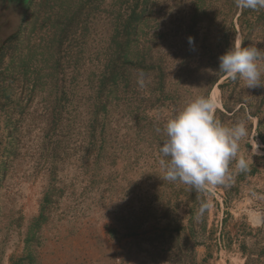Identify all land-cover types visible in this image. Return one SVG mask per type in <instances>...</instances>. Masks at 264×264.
Instances as JSON below:
<instances>
[{
  "label": "trees",
  "instance_id": "16d2710c",
  "mask_svg": "<svg viewBox=\"0 0 264 264\" xmlns=\"http://www.w3.org/2000/svg\"><path fill=\"white\" fill-rule=\"evenodd\" d=\"M158 1L109 0L107 5V0H31L24 19V26L31 24V28H22L1 50L0 179L19 155L22 122L34 118L30 107L37 103L40 106L33 111L47 117L41 159L42 165H48L52 185L26 237L28 250L13 264H37L30 243L48 220L54 196L64 192L56 181L60 161L79 154L84 175L92 174L93 185L109 182V169L123 152L113 150V144H122L130 136L135 144L145 139L162 142L163 131L156 129L162 130L193 99L210 98L215 84L223 94L225 110L217 108L214 118L224 126L242 122L247 127L246 110L259 109L262 86L247 88L230 76L218 83L226 75L218 70V58L238 42L239 34L242 47L264 52V9H239L235 0H168V5L174 2L169 7L180 11H168L172 21L167 25L166 13L157 12ZM186 5L188 10L179 16ZM101 18L106 28L99 33L93 23L99 24ZM190 36L197 46L189 44ZM258 64L264 73L261 58ZM141 72L144 87L137 83ZM247 92H252L250 97ZM246 145L250 147L249 142ZM141 154L142 150L136 156ZM255 172L256 168L251 170ZM245 173L240 171V178ZM226 191L222 203L227 206ZM179 193L193 203L191 216L212 194L182 183L173 194ZM165 216L163 238L178 233L180 243L182 237L190 240L195 235L196 217L190 216L184 227L177 214L167 211ZM108 232L116 239L135 233L120 234L117 227ZM221 241L220 249H226ZM259 256L262 264L264 247Z\"/></svg>",
  "mask_w": 264,
  "mask_h": 264
},
{
  "label": "rangeland",
  "instance_id": "374dc122",
  "mask_svg": "<svg viewBox=\"0 0 264 264\" xmlns=\"http://www.w3.org/2000/svg\"><path fill=\"white\" fill-rule=\"evenodd\" d=\"M7 1L0 0V14L6 13ZM26 2L20 0L25 10L31 4V1L29 5ZM106 4H109V0ZM169 5H174V2L171 1ZM169 5L168 0H161L157 6V12H161L162 15L166 13L164 23L167 25L172 21L168 11L175 14L180 11L177 8L172 9ZM19 8L22 16L23 9L21 6ZM187 10L188 6L184 7L179 16H183ZM24 19L25 16L21 29L31 28V24H28L29 27L24 26ZM162 19L164 18L160 17V20ZM93 25L99 28V33L106 28L102 18L99 19V24L94 22ZM194 43L196 46L199 44ZM237 43H241L240 34ZM170 44L176 45L178 42ZM261 54V60L264 61V52ZM227 76L221 78L218 83L225 81ZM251 94L252 92H247V96L250 97ZM190 97L188 96L187 101ZM210 98L216 102V109L225 110L223 94L218 84L211 90ZM260 98L259 109H253L252 113L246 110L249 118L244 122L247 126V135L239 142L240 152L249 161V168L245 171L248 173H245L244 178H240L235 160L230 163L231 179L225 184L211 188L212 194L207 195L211 208L206 211L205 216L197 219L195 235L190 240L182 237L178 243L177 239L180 237L178 233H173L174 238L162 236L167 227L165 224L167 211L170 214H177L179 224L187 227L188 218L193 210V203L185 201L180 193L176 196L173 194L181 183L175 182L177 185L174 187L172 185L174 182L161 178L164 174V169L159 164L161 159L159 148L162 142L153 143L145 139L135 144L130 136L122 144H113V150L122 149L123 152L117 164L109 169L107 175L109 182L93 185L90 181L92 174L84 175L83 162L79 154L72 155L64 162L60 161L56 181L64 192L62 195L54 196L48 220L39 230L37 239L30 243L32 255L35 257L34 262L258 264V258L262 257L259 256L261 247H264V148L262 152L253 148L250 139L253 132L257 133L261 140L264 138V86L260 91ZM37 106L40 105L36 103L30 107L34 118H26L22 122L23 134L20 137L19 155L0 179L1 264L19 262L26 254L28 250L26 237L32 223L41 212V204L46 193L52 187L50 170L46 167L48 165H42L41 159L47 117L33 111ZM238 107L240 104L236 105L235 110ZM248 142L250 147L246 145ZM141 150L142 154L136 156ZM254 168L256 172L251 173ZM225 190L229 198L227 206L222 203ZM217 201L220 203L217 204ZM198 209L196 206V214ZM196 214L191 217L195 218ZM110 227H117L120 234L132 231L135 233L116 239L109 234ZM223 230L226 233L225 238ZM219 241L224 246L227 245L226 249L223 247L222 253ZM26 263L28 264V261Z\"/></svg>",
  "mask_w": 264,
  "mask_h": 264
},
{
  "label": "clouds",
  "instance_id": "9594fccd",
  "mask_svg": "<svg viewBox=\"0 0 264 264\" xmlns=\"http://www.w3.org/2000/svg\"><path fill=\"white\" fill-rule=\"evenodd\" d=\"M239 9H264V0H235ZM190 45L194 38L189 37ZM261 52L254 47L232 44L219 56V71L239 78L247 88L264 86L258 60ZM145 74L141 72L137 83L145 86ZM216 102L209 97H197L184 105L169 118L163 129L164 139L159 148L160 166L164 169L163 180L191 186L197 192L211 191L216 185L231 179L229 165L235 160V167L245 172L249 161L240 152V141L247 135L242 122L226 127L214 118ZM211 208L210 202H201L196 218L199 219Z\"/></svg>",
  "mask_w": 264,
  "mask_h": 264
},
{
  "label": "water",
  "instance_id": "95a60500",
  "mask_svg": "<svg viewBox=\"0 0 264 264\" xmlns=\"http://www.w3.org/2000/svg\"><path fill=\"white\" fill-rule=\"evenodd\" d=\"M30 1L31 0H25L28 5L30 4ZM19 6H21L23 9L20 0H12V2L7 1V5L5 7L6 13L0 14V49L4 48L7 42L18 35L21 30L22 21L24 16H26L27 14L26 12L29 6L27 7L26 5L27 9L22 10V16H20L21 12L19 11ZM17 7L19 8V10Z\"/></svg>",
  "mask_w": 264,
  "mask_h": 264
},
{
  "label": "built area",
  "instance_id": "2783aa9c",
  "mask_svg": "<svg viewBox=\"0 0 264 264\" xmlns=\"http://www.w3.org/2000/svg\"><path fill=\"white\" fill-rule=\"evenodd\" d=\"M250 143L253 146V148H257L260 152L264 148V144L257 133L253 132L251 134ZM223 251V248H221V253Z\"/></svg>",
  "mask_w": 264,
  "mask_h": 264
},
{
  "label": "flooded vegetation",
  "instance_id": "af4514ba",
  "mask_svg": "<svg viewBox=\"0 0 264 264\" xmlns=\"http://www.w3.org/2000/svg\"><path fill=\"white\" fill-rule=\"evenodd\" d=\"M0 52H1V49H0Z\"/></svg>",
  "mask_w": 264,
  "mask_h": 264
}]
</instances>
